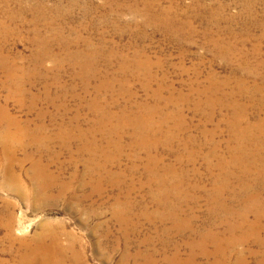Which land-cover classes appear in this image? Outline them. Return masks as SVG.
<instances>
[{
	"label": "rangeland",
	"instance_id": "rangeland-1",
	"mask_svg": "<svg viewBox=\"0 0 264 264\" xmlns=\"http://www.w3.org/2000/svg\"><path fill=\"white\" fill-rule=\"evenodd\" d=\"M222 5L227 7L220 14L224 21L222 20L217 25L214 19L215 15L211 12ZM240 8L241 0H0V56H8L15 62L14 66L23 68L22 74L18 75L19 81H24L20 85L29 90L30 93H27L30 97L39 98L35 109L30 108L31 101L28 99L23 101L24 104L18 99H10L11 89L9 90L8 84L10 83L6 76L7 73L0 68V113L4 110V107L5 110L7 109L6 111L10 118L18 121L20 119L22 123L27 120L33 122L31 123L33 130L41 124L46 126V135L52 139L48 144V152L43 155L42 160L46 164H50L52 173L55 172L53 174L60 179L58 180V185L48 194L49 196L47 195L44 198V202L35 203L33 191L30 193L29 199H24V197L12 195L7 190H4L1 185L4 182V173H0V175L2 174L0 176V200H3L0 202V264H23L24 255L39 247L38 245L36 246V242L42 234H56L57 232L62 238L59 249L67 252L64 253V259L66 258L65 261L68 263L73 257V249H76L83 254L86 264H264L263 223V228L261 227V230L253 234L247 229H242V232H237L236 234H230V232H226V225H222L223 220L226 219L225 214L214 212L219 206L217 203L212 205L210 199L212 200L213 197L212 190L219 183L224 188L226 187L225 190L229 193L225 191L226 194H224L226 197L224 204L227 206V210H232L231 212L235 214H240L244 211L245 205L241 200L243 194L242 185L244 184L242 181H244V178L241 176H227V174H224L223 177L220 175L221 171L217 166V158L221 154L225 155L229 146L228 139H230V134L226 127H222L219 131L216 129L218 121L221 119L220 116L215 119L213 125H208L206 119L207 116L211 115L212 110L203 107L200 112H195L196 104L206 102V97L199 94L214 83L210 77H215L217 83L232 79V73L234 72L229 66L214 58L216 53L211 41L220 28H222L223 37L229 39L237 38L228 31L232 25L226 23V19L234 15L235 12H240ZM232 30L242 40L252 37L246 47L240 44L239 48L241 50L248 49L251 52L253 47L250 44L252 42L254 45L259 44V33L247 30L239 24L233 26ZM48 44L49 47H47ZM261 47L264 51V42ZM45 49H49L50 51L48 50L47 52L50 54L45 57V64L41 68L34 62V57L38 52H44ZM78 54L84 56L91 54L94 56L97 60L95 67L98 70L100 69V77L97 78V81L93 79L87 86L88 93H86L84 80L80 76L79 78L77 77V68L73 66L72 61H65L67 64L64 63L62 69L58 66L61 63V57H70ZM125 59L127 63L135 64L136 67L141 66L145 61L151 63L152 75L156 79L151 84V88L143 89L142 81H144V78L138 74L133 68L134 66L130 69L132 71L127 73V80L123 77L122 64ZM109 81H111V84ZM161 81H165L167 87L169 85V87L173 86L175 95L181 94L178 97L189 95V103H182V101L180 103L179 100H176L174 105L166 106V100L168 101L170 97L168 90L163 92V98L162 100L160 99V102L156 101L152 95L157 91ZM231 81L225 89L227 93L234 92V89L238 88L237 81L235 79ZM103 82H107L111 89L103 94L104 97L101 101L106 103L107 100L109 105H114L119 101L114 105L118 108L114 109L115 113L120 112L119 110L130 103L128 101L130 98L123 94L124 88L128 89L134 95L133 97L136 96L135 99H132L131 104L147 103L146 105L149 107L152 106L158 110L152 116L153 120L158 124L162 123V118L170 117L172 110L180 109L179 111L182 115L172 118L171 121L173 122L168 120L165 124L166 131L163 130L159 135L161 144L157 146L158 148L156 147L153 151L134 148L131 145L133 143V134L130 129L124 132L125 135L119 144L114 141V138H110L114 145L116 144V148L108 145L107 139L104 138V134H101V132L96 135L95 140L97 143H95L102 151L104 150L103 153L106 158L104 156L90 155V153L82 155L80 149L83 145L78 140H71L70 142L69 139H64L65 143L69 142L72 150L69 151V149L63 148L57 136L60 132L69 133L73 131L70 126L72 120L78 117V126H81L80 129H83V131L89 129L91 131L93 126L97 124L95 119L97 116L90 111V103L95 97V90L100 85L102 86ZM25 84L26 87L23 86ZM14 86L16 85L14 84L12 87ZM46 89L49 91H46ZM121 89L122 91H120ZM164 97H167V99ZM115 99H118V101L113 103ZM245 99L248 101H245ZM250 101V96L248 98L244 97L241 104H246L247 106H244L248 107L251 104ZM220 102L228 105L225 100ZM223 111L222 115H227L224 118L229 119L231 117L230 110L226 109ZM255 112L256 110L250 111L252 124L256 123L261 117V119L264 118L262 114H255ZM34 123L37 125L36 127ZM177 124L179 127H175ZM6 126V123L1 124L3 131L0 129V136H2L1 132L4 133L8 130L7 128L9 127ZM183 130L185 132L187 130L186 133L189 136ZM12 132H15V129ZM169 134L170 136H168ZM212 134L215 140L212 138ZM172 135L176 137L175 141L171 143L172 145H168L166 140ZM262 136L260 134V137ZM108 137L110 136L108 135ZM188 137H194L192 139L196 141V144L190 145L188 151L185 152L182 144L188 141ZM214 142L221 143V150L217 154H212L211 152ZM198 146L203 149L201 153L198 152L197 156L193 157L195 165L189 164L187 166L181 164L179 157L182 154L185 157L193 155L197 152ZM169 147L171 149L173 147V149L171 150ZM32 149L30 152L36 153L37 149L35 147ZM263 150L262 148V157H264ZM21 153H18L17 158L19 161L25 157ZM73 153H76L74 157ZM81 155L83 158L80 157ZM149 155L150 157H148ZM58 156L60 159H58ZM108 156L110 159L107 158ZM175 158L177 159L175 160ZM151 159L161 162V166H154ZM51 160H53V164H51ZM115 160L116 162H114ZM87 161H93L94 164L98 163L95 166L104 169L100 183L103 182L105 185H98L96 181L92 182L89 177L86 178L88 173ZM259 164L261 165V163ZM26 165H24L25 167L17 168L16 172L18 171L17 174L21 177V180L27 181H22V184L25 183L24 185L26 186L27 184V186L29 185L28 188H30L31 185L28 181L27 173L30 171L28 168L31 169V165L30 163H26ZM168 166H172L175 171L177 170L175 174L178 177L175 174L164 176V168ZM209 166H213L216 169L215 175L208 171ZM26 170L28 171L26 172ZM229 170L233 173L235 172L234 168ZM22 172L23 174H21ZM82 172L84 173L82 174ZM237 173L240 172L237 171ZM76 174L77 176H75ZM92 174L95 175L94 173ZM23 176L25 177L23 178ZM219 176L221 178H218ZM73 180L75 182H72ZM246 180V184L253 185L248 194L252 198L257 196L256 198L259 200V204L256 202L253 206H255V209L261 210L264 208V180L260 179L258 183L260 186L254 184L255 181L253 179L246 178ZM63 184H67V187ZM258 191L260 192L255 194ZM61 193L65 196H62ZM49 198H54V202ZM166 199L170 200L167 201ZM233 200L237 202L234 203ZM156 202L160 203L156 205ZM168 205L172 206V210L175 213L181 206H186L182 207L184 212L181 218L187 219V225L189 223L190 225H188L189 228L187 229L182 228L185 230L184 233L179 234L182 226L175 225L174 220L169 218L171 211L170 208L166 207ZM35 206L36 208L34 209ZM213 206L216 207L214 208ZM36 209L40 211H36ZM249 219L254 221L253 214ZM11 220H13V225H15L12 230L8 226ZM46 226H49L47 231L48 227L46 228ZM8 232L9 234H7ZM209 233H213L215 236L218 235V237H210L208 242L204 236ZM69 236L73 238L75 248H70L69 240H67ZM239 238L246 240L244 242L245 245L243 244L244 246L236 242ZM218 240L219 242H217ZM219 244L221 249L224 246L222 255L224 256L225 251L226 258L222 257V255L220 257L216 256ZM48 246H51L50 243ZM231 246L235 247L232 249ZM146 256L147 259L145 258Z\"/></svg>",
	"mask_w": 264,
	"mask_h": 264
},
{
	"label": "bare ground",
	"instance_id": "bare-ground-1",
	"mask_svg": "<svg viewBox=\"0 0 264 264\" xmlns=\"http://www.w3.org/2000/svg\"><path fill=\"white\" fill-rule=\"evenodd\" d=\"M219 2V1H218ZM240 2V1H239ZM156 4V3H155ZM221 4V3H220ZM226 4V3H225ZM264 0H241V10H239L240 12L234 13V15L229 16L226 19V23H229L232 25V27L228 30L230 32V34L235 35L237 38L234 39H229L226 37H223L221 30L222 28L219 29V31H217L216 34H214V36L212 37V43L215 49V55L214 58L218 59L220 62L225 63L226 65L229 66V68L234 72L232 73V79H228L222 83H217L215 81V77H210V79L212 81H214V83L211 84V86L203 91L202 93H200L199 95H203L204 97H206V102L205 103H199L196 104V111L195 112H200L203 107H207L209 109L212 110L211 115L207 116V124L208 125H213L215 122V119L220 116V120L218 121L217 127L216 129L219 131L222 127H226L229 134H230V139H228L229 142V146H228V150L226 151L225 155L221 154L218 156L217 158V166L218 169H220V175L227 174V176H241L242 178H244V184L242 185V202L245 205L244 211L240 214H235L232 213L231 211L227 210L228 208H226L227 206L224 204L226 197L224 196L225 193V188L224 186H221L219 184H217L214 189L212 190L213 193V197L212 200L210 199L212 205L213 203H217L218 204V208H216V210L214 212L217 213H221V214H225L226 219L223 220L222 225H226V232H230V234L234 233L236 234L237 232H242V229H247L249 232H251L252 234L255 233L258 230H261L262 227V223L264 225V208H262L261 210L259 209H255V206H253L254 203L257 202V204H259V200L256 197H251L250 194H248V192H250V190L252 189L251 185L246 184L245 181L246 178L247 179H253L255 182L254 184H258L260 179L264 180V157L261 156L262 154V148L264 149V138L262 139V137L264 136V118L263 119H259L256 123L252 124L251 123V118L250 116V111L251 110H256L255 114L258 113L259 115L262 114L264 116V51L263 48L261 47V44L264 42ZM218 5V4H216ZM229 5V4H228ZM156 7V6H155ZM216 7V6H215ZM230 7V6H228ZM232 7V5H231ZM227 7L225 5L220 6V8L215 9L213 12L214 19L217 23V25L220 24V22H222V16L220 14H222V12L226 9ZM211 9V6H210ZM231 9V8H230ZM233 9V8H232ZM235 9V8H234ZM174 10V9H173ZM172 10V11H173ZM170 11V9H169ZM168 11V12H169ZM222 11V12H221ZM167 13V12H166ZM171 13V12H170ZM167 15V14H166ZM172 15V13H171ZM212 15V14H211ZM212 15V17H213ZM179 21V20H178ZM224 21V20H223ZM213 23V22H212ZM211 24V23H210ZM214 24V23H213ZM241 25L242 27L246 28L247 30H251L253 32L259 33L260 35L258 36V45H254L253 42L250 44V46L253 47V50L250 52L248 51V49L245 50H241L239 48L240 44L244 47H246L247 45H249V40H251L252 37H248V39L242 40L239 38V35L235 34V31L232 30L233 26L236 25ZM212 26V25H211ZM210 26V27H211ZM221 26V25H220ZM211 29V28H210ZM213 30V29H212ZM246 31V30H245ZM211 32V31H210ZM227 32V33H229ZM207 33V32H206ZM212 35V34H211ZM38 41V40H37ZM48 42V41H47ZM45 43V42H42ZM51 46V45H50ZM87 46V45H86ZM49 47V44L48 46ZM89 47V45H88ZM40 49V48H38ZM49 50V49H48ZM47 49H45L44 52H38V54L34 57V62L36 63V65L38 67H43L45 64V57L48 56L50 53L47 52ZM50 51V50H49ZM67 51V50H66ZM65 52V51H64ZM63 52V53H64ZM65 55V54H64ZM63 55V56H64ZM112 55V54H111ZM52 56V55H50ZM58 56V55H57ZM122 56V55H121ZM61 57V56H60ZM54 58V57H53ZM112 58V57H111ZM48 59V58H47ZM122 59V58H120ZM215 59V60H216ZM61 63L58 64L59 67L64 66L65 61L71 62L73 63V66H75L77 69V77L84 80V85H85V89H86V93H88V87L90 84V81L93 79H96L100 77L99 75V70L98 68H96L95 64H96V58L94 56H92L91 54L89 55H75V56H65V57H61L60 58ZM107 60V59H106ZM17 61V60H16ZM52 61V58H51ZM33 62V61H32ZM54 62V61H53ZM52 62V63H53ZM57 62V61H56ZM106 62V61H105ZM129 62V61H128ZM14 63L11 58H9L8 56H0V68L2 70L5 71V73H7V77L9 80V90L11 91L9 94L10 99H18L19 101H21L23 103L24 100L28 99L29 101H31V109H35L36 105L39 102V98L38 97H30L28 95L29 90L22 87L20 84H22L24 81H19L20 79H18V75H21V71L23 70V68L21 67H17L14 66ZM18 63V62H17ZM59 63V61H58ZM20 64V63H19ZM53 64H57V63H53ZM67 64V63H65ZM111 64V63H109ZM158 64V63H157ZM22 65V64H21ZM156 65V64H155ZM154 65V66H155ZM112 66V65H111ZM110 66V67H111ZM134 66L133 68L138 72V74L142 75V77L144 78L143 82V89H148L151 84H153L156 79L155 77L152 75V65L149 61H145L141 66L136 67V65H132V63H127L126 59L125 62L122 64V71L124 72H120L123 73V77L126 79L127 77V73L131 72L130 69L131 67ZM160 67V64H159ZM58 68V67H57ZM161 68V67H160ZM59 69V68H58ZM121 69V68H120ZM159 69V68H158ZM135 71V72H136ZM231 71V72H232ZM76 72V73H77ZM2 73V72H1ZM75 74V73H74ZM102 74V73H101ZM76 76V75H75ZM102 77V75H101ZM108 77V76H107ZM136 77V75H135ZM6 78V77H5ZM29 78V77H28ZM116 78V77H115ZM121 78V77H120ZM142 78V79H143ZM119 79V78H118ZM138 79V78H137ZM236 80L237 81V85L238 88L234 89V92L231 93H227L225 92V89L227 88V86L232 82L231 80ZM79 80V79H78ZM101 80V79H100ZM104 80V79H103ZM111 80V79H110ZM113 80V78H112ZM127 80V79H126ZM129 80V78H128ZM134 80V79H133ZM102 81V80H101ZM139 81V80H138ZM125 82V81H124ZM135 82V81H134ZM167 82V81H166ZM109 83L111 84V81H109ZM193 83V82H192ZM16 85L14 87H12L13 85ZM27 84V83H26ZM26 84L23 85L26 87ZM123 84V83H122ZM83 85V86H84ZM124 85V84H123ZM128 85V84H127ZM167 84L165 83V81H161L160 85L157 89V91H155L152 95L153 98L160 102V99L162 100V94L165 90H168L170 92V97L168 99V101L166 100V106L169 107V105H174L176 100H179L180 103L182 101V103H186L190 101V97L188 96H183V97H178L180 95L177 96V94L175 95V90L172 87H167ZM126 87V86H125ZM199 87V86H197ZM25 90H24V89ZM123 88V87H122ZM151 88V87H150ZM235 88V87H234ZM111 89V87L108 85L107 82H103L102 86L100 85L96 90H95V97H93V101L90 103V111L95 114L97 117L95 118L97 121V124L93 126L92 130L89 131H83V129L81 130V126H78V120L79 119H74L70 122V126L73 129L72 132L69 133H64V132H57L58 134V140L61 142L63 148L65 149H69V151H71L72 149H70V145L69 142H64V139H69V141L71 142V140H78L82 143V148L80 149L82 155L86 153H90V155H98L101 157H105L106 155L103 153L102 149H100L98 147V145L96 144V135L101 132V134H104V138L107 139L108 141V145L110 146H115L116 148V144L114 145L113 141L110 138H114L117 144L120 143V141L123 139L124 135H125V131L130 129L132 131L133 134V143L131 144L134 148H138V149H146L145 151H153L158 145L161 144V140L159 139V135L162 133L163 130H165L166 127V123L168 120L171 121L172 118L179 116L180 113V109L179 110H172V113H170V117H164V119L162 118V123L158 124L156 123V121H154L152 118V116H154V113H157V109L149 107L146 104H139L136 102V104H131V101H133L132 99H135V97H133L134 95L131 94V92L124 88L123 91L125 94V96H127L128 98H130V103H128V105L119 110L120 112L115 113L114 109H118L116 108L114 105H116L119 101L118 99H115L113 103H117L116 104H112L109 105L107 100L106 103L102 102L101 100L103 99V94L109 92V90ZM48 89H46L47 91ZM191 90V89H190ZM49 91V90H48ZM85 91V90H84ZM122 91V89L120 90ZM196 91V90H195ZM28 92V93H27ZM111 92V91H110ZM197 92V91H196ZM33 93V92H32ZM85 93V95H87ZM150 93V92H149ZM193 93V91H192ZM121 94V93H120ZM122 94V95H123ZM191 94V93H190ZM197 94V93H196ZM221 94V95H220ZM112 95V94H111ZM119 95V94H118ZM165 95V94H164ZM195 95V93H194ZM198 95V94H197ZM29 96V97H28ZM113 96V95H112ZM111 96V98H112ZM121 96V95H120ZM124 96V97H125ZM150 96V97H152ZM169 96V95H168ZM248 96H250V102L251 104H248L250 106L246 107L244 105L241 104V101L245 98H248ZM203 97V99H204ZM218 97H220L218 99ZM116 98V97H115ZM165 98V97H164ZM167 99V97L165 98ZM218 99V100H216ZM227 101L228 105L220 102V101ZM18 101V103H19ZM54 101V100H53ZM135 101V100H134ZM164 101V100H163ZM178 101V102H179ZM219 101V102H218ZM245 101H248L245 99ZM140 102V101H139ZM165 102V101H164ZM103 103V104H102ZM177 103V102H176ZM247 103V102H246ZM20 104V103H19ZM24 104V103H23ZM153 104V103H152ZM22 105V104H21ZM136 105V106H135ZM150 105V104H149ZM164 105V104H163ZM19 106V105H18ZM156 106V105H155ZM159 106V105H158ZM179 106V105H178ZM119 107V106H118ZM121 107V106H120ZM123 107V106H122ZM165 107V106H164ZM172 107V106H171ZM21 108V107H20ZM162 108V107H161ZM194 108V110H195ZM4 110L1 111L0 113V129H1V124L2 123H6V125L9 127L7 128L8 130L4 133L1 132L0 136V173H4V182L1 183L2 188L4 190H7L8 192H10L12 195H16L19 197H24L28 198L31 196L30 193H32V191L34 192L35 196H34V200L35 203H40L44 200V198L47 197L48 194H50V192H52V190L58 185V180H60L58 178V176L56 177L55 172L52 173L51 171V166L50 164H46L43 160L42 157L45 153L48 152V144L49 142H51L49 138V136L46 135V126H44L43 124H41L40 126H38L35 130L32 129V124L33 122L31 121H24V123L20 122L21 120H15L12 119L8 116L7 114V109L5 110V108L3 107ZM169 109V108H168ZM174 109V108H173ZM229 109L230 113H231V117L229 119H225L226 116H223L222 114L224 113L223 110ZM29 110V109H28ZM64 111V109H62ZM163 110V109H162ZM117 111V110H115ZM160 111V109H159ZM182 111V110H181ZM30 112V111H29ZM32 112V111H31ZM61 112V111H60ZM66 112V109H65ZM167 112V111H166ZM165 112V113H166ZM163 113V114H165ZM64 114V113H63ZM157 115V114H156ZM159 115V114H158ZM182 115V114H181ZM184 115V114H183ZM163 116V115H162ZM258 116V115H257ZM225 117V118H224ZM256 117V115H255ZM259 117V116H258ZM42 118V117H41ZM75 118V117H74ZM157 118V117H156ZM228 118V117H227ZM73 119V118H72ZM182 119V118H181ZM185 119V118H184ZM26 120V119H25ZM156 120V119H155ZM177 120H179V118H177ZM187 120V119H186ZM255 120V119H253ZM95 121V122H96ZM184 121V120H183ZM94 122V121H93ZM159 122V121H158ZM173 122V121H171ZM179 122V121H178ZM186 122V121H185ZM189 122V121H188ZM253 122V121H252ZM255 122V121H254ZM5 125V124H4ZM64 125V124H63ZM168 125V124H167ZM183 125V124H182ZM189 125V124H188ZM6 126V127H7ZM34 126L36 127L37 125ZM33 126V127H34ZM69 126V127H70ZM207 126V125H206ZM5 127V126H4ZM64 127V126H63ZM67 127V126H66ZM174 127V126H173ZM175 127H179L178 124ZM188 127V126H187ZM65 128V127H64ZM172 128V127H171ZM170 128V129H171ZM184 128V127H183ZM190 128V127H189ZM15 129V132H12V130ZM62 129V128H60ZM69 129V128H68ZM215 129V128H214ZM2 130V129H1ZM0 130V131H1ZM65 130V129H64ZM169 130V129H168ZM174 130V128H173ZM188 130V129H187ZM186 130V132H187ZM3 131V130H2ZM63 131V130H62ZM89 131V132H88ZM166 131V130H165ZM184 131V130H183ZM190 131V130H188ZM208 131V130H207ZM206 131V132H207ZM214 131V130H212ZM185 132V131H184ZM185 132V133H186ZM217 132V131H216ZM222 132V131H221ZM220 132V133H221ZM165 133V132H164ZM167 133V132H166ZM176 133V132H175ZM213 133V132H212ZM215 133V131H214ZM168 134V133H167ZM166 134V135H167ZM172 134V133H171ZM181 134V133H180ZM187 134V133H186ZM260 134H262L263 136L260 137ZM108 135L110 137H108ZM175 135V134H174ZM184 135V134H181ZM189 136V134H187ZM216 135V134H215ZM163 136V134H162ZM170 136V134L168 135ZM178 136V135H177ZM207 136V135H206ZM210 136V135H209ZM183 137V136H182ZM229 137V136H228ZM175 136H171L170 138H167L166 143L168 145H170L172 142L175 141ZM194 138V137H192ZM192 138L188 137V141L184 142L182 145L184 146V151H188V149L190 148V145H193L194 143L196 144V141ZM207 138V137H206ZM209 138V137H208ZM207 138V139H208ZM212 138H213V134H212ZM215 138V137H214ZM213 138V139H214ZM163 139V138H161ZM182 139V138H181ZM184 139V137H183ZM210 139V138H209ZM215 140V139H214ZM213 140V141H214ZM177 141V140H176ZM185 141V140H184ZM210 141V140H209ZM208 141V142H209ZM227 141V140H226ZM55 142V141H54ZM58 142V141H57ZM96 142V143H95ZM106 143V142H105ZM181 143V142H180ZM220 143V142H219ZM107 144V143H106ZM175 144V143H174ZM211 144V143H210ZM221 144V143H220ZM220 144L214 142L212 144V154H217L220 152ZM227 144V143H226ZM172 145V144H171ZM202 145V144H201ZM176 146V145H175ZM178 146V145H177ZM203 146V145H202ZM209 146V145H208ZM36 148L37 151L36 153H32L30 152L31 150H33L32 148ZM89 147V148H88ZM106 147V146H105ZM104 147V148H105ZM174 147V146H173ZM172 147V149H173ZM158 148V147H157ZM170 148V147H169ZM51 149V148H50ZM90 149V150H89ZM111 149V148H110ZM171 149V148H170ZM171 149V150H172ZM203 148H200L198 146V148L196 149L197 152H195L193 155L190 156H186L184 154H182L179 157V161L181 164L183 165H187L189 166V164L191 165H195V159L193 158L194 156H197V153H201ZM249 149V150H248ZM62 150V149H61ZM109 150V149H107ZM195 150V149H194ZM195 150V151H196ZM248 150V151H247ZM52 151V150H51ZM55 151V150H53ZM66 151V150H65ZM264 151V150H263ZM23 153L24 154V159L23 160H18V153ZM59 152V150H58ZM62 152V151H61ZM21 153V154H22ZM50 153V151H49ZM52 153V152H51ZM67 153V152H66ZM78 153V151H77ZM106 153V152H105ZM108 153V151H107ZM19 154V155H21ZM70 154V153H69ZM76 154V153H75ZM73 153V157L75 155ZM54 155V154H53ZM78 155V154H77ZM80 155V154H79ZM82 155L80 157H82ZM84 155V156H85ZM88 155V154H87ZM47 156V155H46ZM49 156V155H48ZM152 156V155H151ZM209 156V155H208ZM207 156V157H208ZM72 157V158H73ZM91 157V156H90ZM150 157V155L148 156ZM53 158V157H52ZM69 158V157H68ZM78 158V157H77ZM83 158V157H82ZM95 158V157H94ZM106 158V157H105ZM108 159L109 156L107 157ZM152 158V157H151ZM22 159V158H21ZM47 159V158H46ZM55 159V157H54ZM58 159L59 156H58ZM76 159V158H75ZM91 159V158H90ZM148 159V158H147ZM159 159V158H158ZM177 158H175L176 160ZM77 160V159H76ZM114 160V159H113ZM112 160V161H113ZM152 160V159H151ZM50 161V160H48ZM53 160H51V164ZM55 161V160H54ZM70 161V159H69ZM80 161V160H79ZM84 161V160H83ZM104 161V160H103ZM178 161V162H179ZM72 162V161H71ZM88 162V161H87ZM116 162V160L114 161ZM249 164H247V163ZM26 163H30V168H28V170H30L27 174H28V181L30 183V188H28L27 184L26 186L24 185L25 183L22 184V181L25 182L23 179L21 180V177L17 174L16 170L17 168H22L24 165H26ZM50 163V162H49ZM70 163V162H68ZM75 163V161H74ZM73 163V164H74ZM101 163V162H100ZM161 162H158L157 160L155 161L154 159L152 160V164H154V166H161L160 164ZM261 163V165L259 164ZM98 165V163H96ZM96 164H94L93 161L88 162L87 164V170H88V175L86 174V178L89 177L90 181L94 182L96 181V184H104L103 182L100 183L103 177V173H104V169L102 168H98L95 166ZM150 164V162H149ZM163 164V163H162ZM180 164V166H181ZM55 165V164H54ZM59 165V164H58ZM85 165V164H84ZM106 165V164H105ZM27 166V165H26ZM68 166V165H67ZM104 166V165H103ZM25 167V166H24ZM54 167V166H53ZM58 167V166H57ZM61 167V166H60ZM64 167V166H63ZM62 167V168H63ZM72 167V166H71ZM74 167V166H73ZM77 167V166H76ZM96 167V168H95ZM102 167V166H101ZM107 167V166H106ZM109 167V166H108ZM111 167V166H110ZM150 167V166H149ZM183 167V166H182ZM234 168L235 172H231L229 169ZM58 170V168H56ZM76 169V168H74ZM84 169V168H83ZM97 169V170H96ZM111 169V168H110ZM109 169V170H110ZM155 169V168H153ZM26 170V172L28 171ZM61 170V169H60ZM64 170V169H63ZM67 170V169H66ZM78 170V169H77ZM107 170V169H106ZM181 170V169H180ZM229 170V171H228ZM111 171V170H110ZM154 171V170H153ZM177 171V170H176ZM175 169L172 166H168L164 168V176L165 175H173L175 174ZM183 171V170H182ZM185 171V170H184ZM210 173L214 174V172H216V169H214L213 166H209V170ZM237 171H239L240 173H237ZM25 172V171H24ZM64 172V171H63ZM80 172V171H79ZM84 172H82L83 174ZM92 173H94L95 175H93ZM110 173V172H109ZM152 173V172H151ZM23 174V172L21 173ZM57 174V173H56ZM63 174V173H62ZM61 174V175H62ZM107 174V173H106ZM211 174V176H212ZM2 175V174H1ZM0 175V176H1ZM74 175V174H72ZM85 175V174H84ZM110 175V174H109ZM114 175V174H113ZM112 175V176H113ZM160 175V174H159ZM177 175V174H175ZM185 175V174H184ZM195 175H197L195 173ZM215 175V174H214ZM213 175V176H214ZM77 176V174L75 175ZM83 176V175H82ZM155 176V175H154ZM180 176V175H179ZM25 176H23L24 178ZM61 177V176H60ZM106 177V176H105ZM174 177V176H172ZM178 177V175H177ZM194 177V176H193ZM198 177V176H197ZM196 177V178H197ZM27 178V177H26ZM76 178V177H73ZM72 178V179H73ZM82 178V177H80ZM88 178V179H89ZM153 178V177H152ZM175 178V177H174ZM181 178V177H180ZM191 178V177H190ZM217 178V177H216ZM218 178H221L220 176ZM3 179V178H2ZM62 179V178H61ZM65 179V178H64ZM70 179V178H69ZM105 179V178H103ZM194 179V178H193ZM227 179L229 180V178L227 177ZM232 179V178H231ZM75 180V179H74ZM72 182H75V181ZM187 180V179H186ZM216 180V179H215ZM221 180V179H219ZM225 180V179H224ZM237 180V178H236ZM65 181V180H64ZM63 181V182H64ZM109 181V180H108ZM107 181V182H108ZM111 181V180H110ZM151 181V180H150ZM214 181V180H213ZM223 181V180H222ZM226 181V180H225ZM230 181V180H229ZM27 182V181H26ZM61 182V183H63ZM66 182V181H65ZM71 182V183H72ZM88 182V180H87ZM113 182V181H112ZM171 182V181H170ZM197 182V181H196ZM224 182V181H223ZM264 182V181H263ZM67 183V182H66ZM106 183V182H105ZM184 183V182H183ZM186 183V182H185ZM191 183V182H190ZM189 183V184H190ZM215 183V182H213ZM239 183V182H237ZM111 184V183H110ZM114 184V183H113ZM116 184V183H115ZM176 184V183H175ZM195 184V183H194ZM242 184V183H241ZM261 184V183H260ZM60 185V184H59ZM66 185L65 187H67V184H63ZM79 185V183H78ZM101 185V186H102ZM105 185V184H104ZM161 185H163L161 183ZM183 185V184H182ZM186 185V184H185ZM192 185V184H191ZM213 185V184H212ZM259 185V184H258ZM25 186V187H24ZM61 186V185H60ZM70 186V185H69ZM92 186V185H91ZM90 186V187H91ZM114 186V185H113ZM177 186V185H176ZM181 186V185H180ZM195 186V185H194ZM197 186V185H196ZM226 186V185H225ZM228 186V185H227ZM240 186V185H238ZM260 186V185H259ZM64 187V186H63ZM79 187V186H78ZM99 187V186H97ZM103 187V186H102ZM162 187V186H161ZM165 187V184H164ZM173 187V185H172ZM200 187V186H199ZM258 187V186H257ZM264 187V186H263ZM95 188V187H94ZM104 188V187H103ZM168 188V187H167ZM166 188V190H167ZM174 188V187H173ZM183 188V187H181ZM187 188V187H186ZM189 188V187H188ZM241 188V187H240ZM57 189V188H56ZM63 189V188H62ZM85 189V187H84ZM93 189V187H92ZM97 189V188H96ZM163 189V188H162ZM191 189V188H190ZM239 189V188H238ZM255 189V188H254ZM1 190V189H0ZM3 190V191H4ZM65 190V189H64ZM68 190V189H67ZM98 190V189H97ZM96 190V191H97ZM104 190V189H103ZM158 190V189H157ZM156 190V191H157ZM172 190V189H171ZM185 190V189H184ZM194 190V189H193ZM196 190V189H195ZM257 190V189H255ZM62 191V190H59ZM58 191V192H59ZM78 191V190H77ZM82 191V190H80ZM93 191V190H92ZM174 191V190H172ZM188 191V190H187ZM186 191V192H187ZM197 191V190H196ZM239 191V190H238ZM65 192V191H64ZM70 192V191H69ZM95 192V191H94ZM129 192V191H128ZM131 192V191H130ZM166 192V191H165ZM190 192V191H188ZM227 192V191H226ZM260 191H258L255 194H258ZM262 192V190H261ZM79 193V192H78ZM81 193V192H80ZM89 193V192H88ZM92 193V192H91ZM159 193V192H158ZM167 193V192H166ZM169 193V192H168ZM228 193V192H227ZM238 193V192H237ZM60 194V192H59ZM58 194V196H59ZM90 194V193H89ZM97 194V193H96ZM129 194V193H128ZM127 194V195H128ZM190 194V193H189ZM229 194V193H228ZM241 194V193H239ZM238 194V195H239ZM253 194V193H252ZM52 195V194H51ZM62 195V193H61ZM64 195V194H63ZM62 195V196H63ZM95 195V194H93ZM126 195V196H127ZM132 195V193H131ZM49 196V195H48ZM56 196V195H55ZM65 196V195H64ZM86 196V195H85ZM189 196V195H188ZM230 197V195H228ZM53 197V196H52ZM51 197V198H52ZM90 197V196H89ZM129 197V196H128ZM167 197V196H166ZM170 197V195H169ZM168 197V198H169ZM190 197V196H189ZM237 197V196H236ZM240 197V196H238ZM260 197V195H259ZM1 198V197H0ZM49 198V199H51ZM75 198V197H74ZM85 198V197H84ZM187 198V197H186ZM209 198V197H208ZM23 199V200H24ZM48 199V198H47ZM46 199V200H47ZM61 199V198H60ZM86 199V198H85ZM2 200V199H1ZM0 200V202H2ZM54 202V198L51 199ZM49 200V201H51ZM76 200V199H75ZM167 200V199H166ZM164 200V201H166ZM170 200V199H168ZM167 200V201H168ZM187 200V199H186ZM228 200V199H227ZM231 200V199H230ZM239 200V199H238ZM6 201V200H5ZM4 201V202H5ZM84 201V200H83ZM86 201V200H85ZM125 201V200H124ZM173 201V200H172ZM32 202V200H31ZM44 202V201H43ZM48 202V200H47ZM122 202V201H121ZM234 202V200H233ZM237 202V201H236ZM234 202V203H236ZM240 202V200H239ZM117 203V202H116ZM125 203V202H124ZM132 203V202H131ZM160 203V202H158ZM156 202V205L158 204ZM169 203V202H168ZM171 203V202H170ZM183 203V202H182ZM187 203V202H186ZM10 204V203H9ZM45 204V203H44ZM119 204V203H117ZM167 205V203H165ZM228 204V203H227ZM231 204V203H229ZM6 205V204H5ZM32 205V204H30ZM121 205V204H120ZM179 205V204H178ZM186 205V204H185ZM181 206L179 208V210H176L177 213L174 212V210H172V206H166L168 209L170 208L171 211V216L169 217L170 219H173L174 222L176 223L175 225L181 227V229L179 230V234L184 233V229H182L183 227L185 229L189 228L188 225H190V223L187 225V222L185 219H182V214H183V208L182 207H186V206ZM211 205V206H212ZM243 205V206H244ZM47 206V205H46ZM135 206V205H134ZM133 206V207H134ZM165 206V205H164ZM175 206V205H173ZM6 207V206H5ZM4 207V208H5ZM9 207V206H8ZM38 207V206H37ZM122 207V205H121ZM128 207V206H126ZM162 207V205H161ZM188 207V206H187ZM214 208L216 206H213ZM10 208V207H9ZM36 208V206L34 207V209ZM42 208V207H41ZM40 208V209H41ZM45 208V207H44ZM114 208V207H113ZM129 208V207H128ZM230 209V208H229ZM232 209V208H231ZM38 209H36L37 211ZM114 210V209H113ZM9 211V209H8ZM40 211V210H38ZM116 211V210H115ZM129 211V210H128ZM212 211V210H211ZM242 211V210H241ZM119 212V211H117ZM121 212V210H120ZM133 212V211H132ZM186 212V211H185ZM235 212V211H234ZM8 213V212H7ZM116 213V212H115ZM179 213V214H178ZM213 213V212H212ZM10 214V213H9ZM125 214V212H124ZM253 214L254 216V221H250V216ZM117 215V214H115ZM7 216V215H6ZM9 216V215H8ZM11 216V215H10ZM129 216V215H128ZM190 216V215H189ZM117 217V216H116ZM122 218V217H121ZM168 218V219H169ZM223 218V217H222ZM6 219V218H5ZM9 219V218H8ZM117 219V218H116ZM120 219V218H119ZM192 219V218H191ZM10 220V219H9ZM15 220V219H14ZM167 220V219H166ZM190 220V219H189ZM4 221V220H3ZM120 221V220H118ZM158 221V220H157ZM191 221V220H190ZM6 222V221H5ZM162 222V221H161ZM235 222V223H233ZM8 223V221H7ZM218 223V222H217ZM13 220L10 221L9 223V229H13L15 225H13ZM220 224V223H219ZM7 225V224H6ZM45 225V223H44ZM43 225V226H44ZM181 225V226H180ZM213 225V224H212ZM48 227V229H46ZM193 227V226H192ZM216 227V226H215ZM224 227V226H223ZM262 227V228H261ZM43 228V227H42ZM46 231L49 230V226H46ZM55 232V231H53ZM190 232V231H189ZM49 233V232H48ZM59 233V232H57ZM47 234L44 233L42 234L38 239H37V244L39 247L36 250H32L31 252L27 253V255H24L23 257V264H86L83 258V254L80 251H77L76 249H73V257L72 259H70V263L66 262L64 257L65 254L67 252H63L62 250L59 249L60 246V241L62 240L60 234ZM67 233V232H66ZM171 233V231H170ZM196 233V232H195ZM259 233V232H258ZM9 234V232L7 233ZM215 234V233H214ZM217 234V233H216ZM219 234V233H218ZM227 234V233H226ZM225 234V235H226ZM229 234V233H228ZM233 234V235H234ZM249 234V233H248ZM70 235V234H69ZM244 235V234H243ZM257 235V234H256ZM10 236V235H8ZM196 236V235H195ZM229 236V235H228ZM67 237V235H66ZM203 237V236H202ZM206 237V241L210 240V237H218L213 235V233H209ZM203 237V238H204ZM242 237V236H241ZM8 238V237H7ZM11 238V237H10ZM9 238V239H10ZM13 238V237H12ZM202 238V239H203ZM211 238V239H212ZM222 238V237H221ZM225 238V237H224ZM229 238V237H228ZM231 238V236H230ZM236 238V237H234ZM244 238V237H243ZM248 238V237H247ZM75 239V238H74ZM36 240V239H35ZM50 240V241H49ZM68 244L70 246V248H75L74 245V241L73 238L71 236H69L67 238ZM214 240V239H213ZM224 240V239H223ZM235 240V239H234ZM16 241V239H15ZM147 241V240H146ZM225 241V240H224ZM246 240H243L241 238H239L236 242L239 243L240 245H243L244 242ZM24 242V241H23ZM190 242V241H189ZM209 242V241H208ZM207 242V243H208ZM216 242V241H215ZM219 242V240L217 241ZM230 242V240H229ZM263 242V241H262ZM261 242V243H262ZM11 244V242H9ZM26 243V242H25ZM50 243V247L48 246V244ZM202 243V242H201ZM204 243V242H203ZM228 243V242H227ZM194 244V243H193ZM223 244V243H221ZM231 244V243H229ZM264 244V242H263ZM262 244V245H263ZM16 245V244H14ZM27 245V244H25ZM29 245V244H28ZM201 245V244H200ZM208 245V244H207ZM213 245V244H212ZM228 245V244H227ZM226 245V246H227ZM235 245V243H234ZM245 245V244H244ZM243 245V246H244ZM192 246V244H191ZM202 246V245H201ZM214 246V245H213ZM220 244L218 245V252L216 251L217 255L216 256H221L223 254V248H219ZM30 247V246H29ZM206 247V246H205ZM204 247V248H205ZM230 247V246H229ZM227 247V248H229ZM232 247V246H231ZM235 247V246H234ZM232 247V249L234 248ZM264 247V246H263ZM63 248V247H62ZM69 248V249H70ZM202 248V247H201ZM207 248V247H206ZM214 248V247H213ZM68 250V249H66ZM30 251V250H29ZM244 252V250H243ZM141 254V253H140ZM202 254V253H201ZM213 255V254H212ZM142 256V255H141ZM145 256V255H143ZM232 256V255H231ZM69 257V256H68ZM137 257V256H136ZM210 257V256H209ZM222 257H225V251H224V256L222 255ZM144 258V257H143ZM147 259V256L145 257ZM212 258V257H211ZM226 258V257H225ZM21 259V258H20ZM141 260V259H140ZM220 260V259H219ZM146 261V260H145ZM227 261V260H226ZM129 262V261H128ZM124 263V262H123ZM148 263V262H147ZM220 263V262H219ZM22 264V263H21ZM179 264V263H178ZM221 264V263H220ZM227 264V263H226Z\"/></svg>",
	"mask_w": 264,
	"mask_h": 264
}]
</instances>
